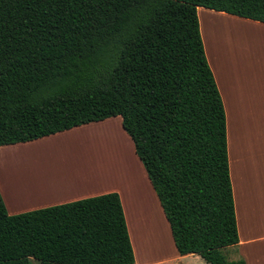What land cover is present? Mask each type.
Listing matches in <instances>:
<instances>
[{
	"label": "trees",
	"instance_id": "obj_1",
	"mask_svg": "<svg viewBox=\"0 0 264 264\" xmlns=\"http://www.w3.org/2000/svg\"><path fill=\"white\" fill-rule=\"evenodd\" d=\"M198 7L264 22V0H0V146L121 116L181 254L240 242L224 101ZM135 264L120 195L9 214L0 264Z\"/></svg>",
	"mask_w": 264,
	"mask_h": 264
},
{
	"label": "crops",
	"instance_id": "obj_2",
	"mask_svg": "<svg viewBox=\"0 0 264 264\" xmlns=\"http://www.w3.org/2000/svg\"><path fill=\"white\" fill-rule=\"evenodd\" d=\"M198 16L206 54L226 115L230 172L240 237L239 244L228 247L226 252H229L230 260L264 264V64L258 62L251 48L255 46L254 40L240 35L241 28L264 33V22L206 7H198ZM110 118L77 126L53 134V137L80 134L75 132L83 128H86L83 133L99 129L105 125H96ZM39 139L1 145L0 162L8 154L15 156L16 151ZM106 154L102 155L103 158L108 156ZM111 158L109 163L117 161L115 155ZM125 159V153H120L116 164L94 168L85 176L72 177L73 180L61 174L43 175L48 181L39 175L40 165L36 168L38 172L32 168L26 172L23 168L16 176L10 177L8 172H4L6 163L4 166L0 163V171L3 168L0 191L11 215L117 192L124 208L135 264H211L199 254H181L178 251L169 221L144 164L140 158L130 157L132 165H124ZM12 173L14 175V171ZM87 174H95L92 178H98L89 184L91 177ZM85 183L88 184L84 186Z\"/></svg>",
	"mask_w": 264,
	"mask_h": 264
},
{
	"label": "rangeland",
	"instance_id": "obj_3",
	"mask_svg": "<svg viewBox=\"0 0 264 264\" xmlns=\"http://www.w3.org/2000/svg\"><path fill=\"white\" fill-rule=\"evenodd\" d=\"M241 30L240 35L242 38L246 39L249 36V39L254 40L255 46H251V48L255 52L258 62L264 64V33L260 31H244L242 28ZM102 124L105 126L99 129H91L86 133H83L86 129L83 128L75 132L80 134L73 136H71V133L70 135L63 134L61 137L56 135L53 137L54 135H52L39 139L27 145L24 149L16 151L15 156L11 153L8 154L7 158H3L0 163L2 166L6 163L4 172H8L11 175L10 177L16 176L23 168H25L26 172H28L29 168L37 171V165H40L41 172L39 175L46 181H48V178L44 176L50 177L53 174H61L64 178L73 180L77 176H85L88 171L94 168H108V166L116 164L120 153H125L126 161H124V165H132L130 157L137 159L139 157L135 152L134 142L123 128L122 118L120 116L113 117L109 121L98 123L96 126ZM103 154L108 155V158H103ZM111 155L112 157L114 155L117 157L116 162L111 161L109 163L108 159H112ZM17 157L18 161H15ZM124 165L122 163L123 167ZM13 171L14 175H12ZM0 172L3 173V168ZM87 175L91 177L89 184L98 178H92L95 174ZM82 180L85 181V179ZM88 183L83 185L85 186ZM226 255L229 259L228 251ZM34 264H37V262L34 261Z\"/></svg>",
	"mask_w": 264,
	"mask_h": 264
}]
</instances>
